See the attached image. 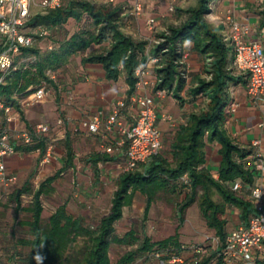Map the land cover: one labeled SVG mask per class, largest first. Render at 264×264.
Masks as SVG:
<instances>
[{
	"label": "trees",
	"instance_id": "trees-1",
	"mask_svg": "<svg viewBox=\"0 0 264 264\" xmlns=\"http://www.w3.org/2000/svg\"><path fill=\"white\" fill-rule=\"evenodd\" d=\"M214 0H196L186 8H177L182 19L179 23L170 25L166 31L158 34L162 38L159 44H154L146 52V40L133 38L125 34L120 25L121 9L111 3L95 4L90 0H62L58 8L38 11L29 20V26L44 25L50 33L64 27L69 20L75 21L80 27L69 38L51 40V49H41L42 41L47 36H35L32 46L22 49V56L34 57L26 67L5 75L0 83V100L20 107L16 93H25L27 88L35 89L42 83L48 87L54 85L49 78V70L60 71L71 56L83 52L82 63H98L104 70L105 78L117 81L124 76L127 85V102L135 92L137 67L145 61L148 54L156 55L154 64L153 90H164L180 104L186 102L181 93L184 91L191 101L202 99V105L188 112L183 122L176 128L168 145L167 158L162 152L146 165L121 172L116 180L115 189L110 199V206L95 226H85L78 216L67 213L66 203L56 207L50 214L48 225H42L43 206L41 196L53 190L52 183L59 176L57 171L46 177L36 189L30 182L9 194L15 202V216L21 208V197H32L27 210L30 220L25 223L31 238H22L18 242L29 247L26 264H110L109 245L111 242L124 245H134L135 249L126 251L116 264H129L135 254L147 251V254L157 248L172 246L178 248L182 244L175 242L178 236V226L174 234L160 242H151L144 236L138 242L135 231L129 229L123 236L115 233V223L122 217L123 209L133 203L136 192L145 196L143 216L148 215L151 204L160 191H174L176 187L185 194L184 201L178 207V218L183 220V210L197 200L206 227L213 230L222 246L225 236L230 230L227 219L223 217L228 206L236 207L241 224H248L249 219L256 213L254 202L249 198V189L254 183V175L247 165L252 151L240 149L226 131V122L230 117L229 103L231 89L235 85L244 84L243 74L234 65L233 50L226 36L215 28L208 16L212 11ZM191 42L192 49L205 60L203 74H193L188 80L187 68L182 60L185 43ZM96 45V46H95ZM93 47L100 50L94 51ZM151 76V74H150ZM21 97V95L19 96ZM32 128V127H29ZM163 143V138H162ZM217 143L220 160L215 178L205 167L206 146ZM66 161L65 167H71L74 150L70 139L64 141ZM21 152L43 151L44 143L28 146H17ZM112 159L107 153H94L90 161L95 166L99 161ZM186 175V182L180 178ZM235 178L243 181V187L234 191L230 182ZM200 194L196 197L197 193ZM216 192L220 200H215ZM77 237H85L81 249L71 252L73 242ZM156 247L153 248V246ZM210 257L187 264H208L212 257L216 264H224L211 245ZM204 250V251H205ZM199 256V255H198ZM196 257V256H195ZM258 264H264L263 250L258 258Z\"/></svg>",
	"mask_w": 264,
	"mask_h": 264
},
{
	"label": "crops",
	"instance_id": "crops-1",
	"mask_svg": "<svg viewBox=\"0 0 264 264\" xmlns=\"http://www.w3.org/2000/svg\"><path fill=\"white\" fill-rule=\"evenodd\" d=\"M90 1L95 4L106 2V0ZM195 1L196 0H143V9L138 16L131 14L129 0H115L111 4L121 9L120 25L123 32L133 38L144 39L149 32L145 26L147 18H155V33L160 34L166 31L168 26L177 24L181 21L182 16L179 15L176 10L177 8H186L193 5ZM213 2L208 21L215 28L219 29L224 36H227L229 33V29L225 22V14L227 11H232L238 18L244 19L249 23L251 30L249 37L259 40L264 47V0H214ZM79 28L80 27H77V29ZM73 32L74 31L68 33L65 38H69ZM185 49L188 52L185 64L188 80H190L193 74H203L205 60L201 55L193 51L191 42L185 43ZM84 55L85 53L80 52L71 56L69 62L59 69L60 71L57 77L53 79L54 85L50 86L48 89L49 92L46 101L26 105L21 108L23 111V114L20 112L21 120L26 127H34L41 122H47L51 125L49 135L55 144L54 157L46 164L41 163L44 149L43 151L36 149L31 152H21L17 150V154L10 155L6 158L8 171L18 176V181L16 183H21V186L26 182H37L38 177L45 171L54 169L58 165V160L62 159V157L64 160L63 164L54 173L61 170V174L67 169L68 171L70 168L74 169L75 151L72 166L63 167L66 161L64 141L67 137L71 141L73 150L77 147L84 154L89 152V154L85 156V161L91 165L96 181L99 180L103 171L116 180L121 173L119 164L123 159L122 154L124 148L116 149L113 153H107L112 159L99 161L93 166L90 161V156L100 152V145L106 143V141L98 134L94 135L89 133L83 126V122L98 110L102 111L104 118L111 115L113 105L118 99L122 98L127 102V85L124 82L123 75L120 76L117 81H109L105 78L104 70L100 64L82 63L81 58ZM181 95L183 98H186V96H184V91ZM231 102H236L237 108L234 112L229 111L230 117L225 125L228 135L240 149L246 151H252L254 148L253 141L255 139H260V150L264 156V100L260 101L258 104L251 103L246 96L244 84H239L233 86L231 89L230 103ZM181 105L182 104L179 103L178 106L176 100L172 99L168 92H165V95L156 101L158 115L168 114L173 118L172 122L158 120L157 126L161 131V141L164 134L173 136L178 125L183 122L188 114V112L186 113L183 111L184 107ZM136 112L137 107L129 100L127 108L124 107L119 110L117 118L125 122H132ZM59 119H61L60 123H58ZM107 134L113 140L119 137V134L115 130H110ZM170 141L171 140L168 141V144ZM60 143H63L64 149L59 148ZM218 147L219 145L217 143H211L206 146V160L204 165L213 176H216L220 160V155L217 152ZM103 166L104 168L108 166V168L106 170L103 168L104 170H102ZM53 174H49V176ZM140 200H142L145 205V196L136 192L132 205L123 209V215L116 223L121 222L124 219L125 211L134 207L136 201L138 202ZM194 204L198 205L197 200L183 210V220L174 225L171 233L153 236L148 230H144L143 237H149L151 242H160L172 236L176 226H178V236L175 238V242L188 245L200 242L203 239L204 233L213 234V230L206 227L199 205L198 209L196 208L193 210L191 215L187 214L189 213L191 205ZM152 205L153 203L149 208L146 218H148L151 213ZM238 213L239 211L236 207H226L223 217L227 219V227L229 229L241 224ZM141 218L144 219L142 225L147 223V226H149L150 220H145V216L143 215H141ZM125 221L124 223L126 224L127 222ZM116 223L114 225L115 228ZM129 223L131 224L132 222L130 221ZM16 229L17 226H15V224L5 222L4 219L0 218V264H26V256L29 247L18 242L17 238L22 239L23 237L15 232ZM129 229H132L131 225L125 226L122 233L116 235L121 237ZM115 233H117L116 230ZM135 236L138 238V242L143 238H140V235L136 232ZM26 238L28 237H25V239ZM112 245H116V251L119 252V254L113 256L111 260L110 250ZM136 246L137 243L134 245H124L111 242L109 245L110 264H116L122 254L128 250L135 249ZM154 247H156V245H154L153 248ZM146 253L147 251L137 252L129 264H157L153 258L145 256ZM180 253L185 259L182 264H187L189 262H196L200 259L208 258L212 255L213 251L212 249H206L203 254L196 257L189 251H181ZM192 257L195 258L193 259ZM208 264H216V258L212 257ZM224 264L242 263L239 261L224 260Z\"/></svg>",
	"mask_w": 264,
	"mask_h": 264
},
{
	"label": "built area",
	"instance_id": "built-area-1",
	"mask_svg": "<svg viewBox=\"0 0 264 264\" xmlns=\"http://www.w3.org/2000/svg\"><path fill=\"white\" fill-rule=\"evenodd\" d=\"M62 0H0V83L5 75L26 67L34 57L22 56V49L32 46L35 36H47L50 30L44 25L29 26L31 16L38 11H46L60 7ZM115 0H106L112 3ZM130 11L138 16L143 9V0H129ZM225 22L229 29L226 39L230 41L234 65L245 79L244 89L248 100L258 104L264 100V47L262 43L250 36L249 23L238 18L232 11L225 14ZM145 26L150 32L146 40V52L154 44L163 41L155 33V18L149 17ZM41 49H44L42 46ZM48 45L47 49H51ZM188 52L185 50L182 60L185 62ZM158 57L148 54L140 64L135 76L137 82L135 92L129 100L137 107L132 122H125L117 118L119 110L126 106L124 99H118L113 105L111 115L104 118L102 111L91 114L83 126L91 134H98L106 143L100 145V152L113 153L116 149L124 148L122 161L119 164L121 172L130 171L139 165H146L161 153V131L157 126L158 120L172 122V116L159 114L156 101L165 95L164 90H153L154 80L151 79L150 69L154 67ZM59 71L49 70L47 75L51 79L57 77ZM48 85L42 83L39 87L27 88L25 93L18 94L20 107L44 102L48 97ZM21 95V97H19ZM229 111L234 112L236 102L229 104ZM61 119L58 120V123ZM51 125L41 122L34 127H26L21 120L20 109L13 104L0 100V185L7 193V188L18 181L15 173L8 171L6 158L17 154V146H28L44 143V152L41 163L46 164L54 157V141L50 138ZM115 130L119 137L111 139L107 132ZM260 139L253 141V150L249 155L247 165L254 175V183L249 189V198L254 202L256 213L249 219L248 224H239L228 230L224 242L220 247L218 237L212 233H204L200 242L182 244L178 248L166 246L150 251L147 257L153 258L157 264H182L185 259L181 251H189L193 256L203 254L208 245L220 248L217 253L226 261H239L242 264H258V258L263 250L264 243V156L260 150ZM215 178L217 177L214 176ZM186 175L180 180L186 182ZM38 187V183L35 182ZM243 181L235 178L230 187L238 191L243 187ZM193 259L195 257H192ZM191 258V259H192Z\"/></svg>",
	"mask_w": 264,
	"mask_h": 264
},
{
	"label": "rangeland",
	"instance_id": "rangeland-1",
	"mask_svg": "<svg viewBox=\"0 0 264 264\" xmlns=\"http://www.w3.org/2000/svg\"><path fill=\"white\" fill-rule=\"evenodd\" d=\"M78 26L79 25L75 21L70 20L63 28L51 31V33L47 35L48 38L42 41V47L44 50L47 49L48 45H52L53 47L54 43L50 42L51 40L58 41L64 39L68 33L76 31ZM148 33L147 35L150 34ZM93 49L94 51L100 50L98 47H93ZM150 70L151 78H153V74L155 73L154 67ZM184 96H186V102L181 105L184 107V112L187 113L196 110L202 105V99L200 97L196 101H191L186 93ZM172 99L176 100L173 97ZM176 104L179 106L177 100ZM171 136L172 135L165 134L163 136L162 153L167 158H170L168 153V141L171 140ZM59 148L64 149L63 143L59 144ZM75 148L74 151L76 155L74 169L70 168L69 171L67 169L61 173L52 183L53 190L50 193L41 196L43 206L41 222L43 226L48 225L50 214L56 209V207L63 203H66L67 213L80 217L85 226H95L100 217L109 209L110 199L115 189L116 179L103 171L99 180L96 181L91 165L85 161V156L88 155L89 152L84 154L77 147ZM63 161L62 157V159L58 160V165L54 169L51 171H45L41 174L37 179L38 185L49 176V174H53L63 164ZM103 168L104 166L102 167V170H106L108 166L104 169ZM31 185L33 189L37 188L34 182H32ZM20 186L21 183L19 182L12 184L9 186V189H7V193H4L3 187L0 185V218L4 219L5 222L15 224V226H17L15 232L22 235L23 238H31L28 226L21 222L28 221L31 217L27 208L31 203L32 197L29 195L21 197V208L18 210L17 217L15 216L14 211L15 202L11 201L9 198V194ZM198 194H200V191L197 193L196 197ZM213 198L215 200H220V197L216 192H214ZM184 199L185 194L183 191H180L178 187H176L174 191H160L153 202L149 217H145V220H150V224H148L149 226H147V223L142 225V222L144 221V219L141 218L144 210L143 201H136L134 207L125 211L124 219L121 222L116 223V234L122 233L124 227L129 225H131V228L140 235V238L143 237L144 230H148L153 236L167 235L171 233L174 225L179 222L177 210ZM196 208L198 209L197 204L191 205L189 213L187 214L191 215ZM129 220L132 222L131 224L129 223ZM124 221L127 223L125 224ZM19 239L20 238H17V240ZM85 240V237H77L72 244L71 252L81 249L85 244ZM116 248V245H112L111 247V260L113 256L119 254V252L116 251Z\"/></svg>",
	"mask_w": 264,
	"mask_h": 264
}]
</instances>
